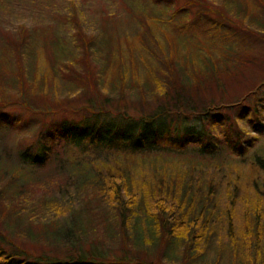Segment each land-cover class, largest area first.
Segmentation results:
<instances>
[{"label":"rangeland","instance_id":"1","mask_svg":"<svg viewBox=\"0 0 264 264\" xmlns=\"http://www.w3.org/2000/svg\"><path fill=\"white\" fill-rule=\"evenodd\" d=\"M178 85L184 93H174ZM0 107L6 255L56 262L80 255L90 264H264V0H0ZM153 115L161 120L162 144L145 156L83 152L66 137ZM209 141L218 150L202 159L200 145ZM25 151H46L48 158L27 163L20 158ZM115 163L146 190L165 173L219 169L209 235L191 260L186 239L165 247L147 216L122 229L99 187ZM234 191L230 238L226 209ZM155 196V203L164 198Z\"/></svg>","mask_w":264,"mask_h":264},{"label":"trees","instance_id":"2","mask_svg":"<svg viewBox=\"0 0 264 264\" xmlns=\"http://www.w3.org/2000/svg\"><path fill=\"white\" fill-rule=\"evenodd\" d=\"M176 85L177 83L170 84L168 89L163 90V93L165 94L164 96H167L170 91H174ZM182 87L178 85V88L174 93H177L178 90L184 93ZM182 93H179V96H183ZM181 101L182 100L176 99L175 103H181ZM163 113L165 114L166 111ZM155 117L160 118L161 112H156ZM155 117L153 115L148 122H146V118L139 117L132 121L131 125L125 128L117 127L108 129L104 127L102 129V127H99V130L96 128H88L86 131H68L66 137L68 138L69 143L75 145V147H78L83 152L91 151L100 154L107 153L113 154L115 157L131 156L135 158L137 156H145L147 153L159 150L162 144L160 136L161 131L156 129L160 126L159 123L161 120H158V118ZM150 124L154 125L151 126ZM62 129H64V127ZM163 143L166 145L170 144V148L175 149L177 152L184 149L182 143L177 141L169 142L167 139H164ZM166 145L163 144V148ZM217 150V147L209 141L206 145H200L198 155L203 159L206 154H215ZM46 154V151H41L40 155H35L34 157L31 153L25 151L21 154L20 158L21 161L27 163L33 162L35 164H44L48 158ZM185 164L186 163L182 161V165L185 166ZM198 164L200 163L198 162ZM105 166H108V164ZM122 169L123 164L115 163L110 165L106 169V177L103 178L99 186L102 193L107 195L108 200L112 202V207L117 211L121 220L122 229L124 230L126 227L134 223L138 215L141 217L142 215L147 216L151 219L152 229L156 234L155 236L158 238L160 237L159 239L165 247H169L173 250L174 245L177 244L175 242L176 240L183 238L186 239L187 246L185 247V252L190 254L189 259L191 260L194 257L192 254L193 251L197 249L203 239L209 235L215 208L213 202L218 198L216 190L220 187L217 186L218 184L220 185L217 180L219 169H201L203 172L196 174L194 171L196 167L193 166V168L190 167L189 171H185L182 177L177 176L176 178H174L175 174L171 177L168 173H165L162 177L161 183L155 181L157 182L156 188H148L147 190L145 188H139L136 181L133 182V179L129 177V174L123 172ZM110 173L112 175H110ZM99 177L100 176H98V178ZM188 177H190V182L186 180ZM97 182L100 183V179H98ZM191 186L195 188L194 191L190 189ZM138 191L142 192V195L144 196V208L141 212L137 210V207L141 203V197H138L137 195ZM159 192H162L164 198H160L162 200L155 203L151 198L157 197L155 195ZM251 192L256 191L253 189ZM152 193L155 194L152 196ZM257 195L258 193H256V196ZM227 201V230L229 237L235 238V225L233 221L235 212L234 208L237 203L235 191L231 193L229 192ZM152 205L157 207L158 210H154ZM261 206L262 204L260 201L256 205V223L261 222V216L263 214L261 213ZM138 212L140 214H138ZM249 219L250 218L248 217L247 228L251 227ZM56 234L59 233L56 232L54 237L58 236ZM134 237L137 241L142 242L138 231L135 232ZM143 239H145V237ZM151 241L152 243H155L154 239ZM258 256L261 259L260 252H258ZM20 257H23L24 259L20 260ZM26 258L27 256H23V253L17 251L6 255L5 249L0 244V264H90L87 261H82L86 259V257L84 258L83 256L81 258L80 255L74 256V259L66 262H56V260H46L43 258L39 259V257H31V260ZM129 264L153 263L140 260L138 262L131 261Z\"/></svg>","mask_w":264,"mask_h":264}]
</instances>
